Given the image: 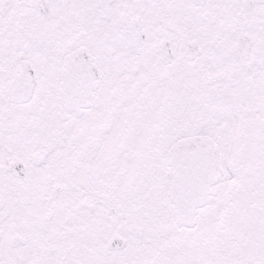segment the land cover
Here are the masks:
<instances>
[{
  "label": "snow or ice",
  "instance_id": "1",
  "mask_svg": "<svg viewBox=\"0 0 264 264\" xmlns=\"http://www.w3.org/2000/svg\"><path fill=\"white\" fill-rule=\"evenodd\" d=\"M0 264H264V0H0Z\"/></svg>",
  "mask_w": 264,
  "mask_h": 264
}]
</instances>
